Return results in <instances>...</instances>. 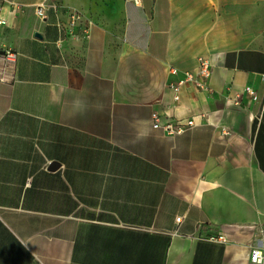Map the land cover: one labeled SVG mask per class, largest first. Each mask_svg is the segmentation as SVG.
Masks as SVG:
<instances>
[{
  "label": "crops",
  "instance_id": "obj_1",
  "mask_svg": "<svg viewBox=\"0 0 264 264\" xmlns=\"http://www.w3.org/2000/svg\"><path fill=\"white\" fill-rule=\"evenodd\" d=\"M6 1L0 264H264V0Z\"/></svg>",
  "mask_w": 264,
  "mask_h": 264
},
{
  "label": "built area",
  "instance_id": "obj_2",
  "mask_svg": "<svg viewBox=\"0 0 264 264\" xmlns=\"http://www.w3.org/2000/svg\"><path fill=\"white\" fill-rule=\"evenodd\" d=\"M8 4L11 6L16 12H21L22 6L19 4L13 3V2H7L6 0H0V27L6 26L7 21L2 17L3 10L5 5ZM47 10L48 6L46 4H40L35 7V15L38 18L40 22H45L47 20ZM69 21L65 28V31L70 36H75V32L77 28L83 29V33L85 34L86 38L89 37L90 27L92 24L90 22H84V16L77 11H70L68 12ZM18 60V54L12 50V49H2L0 51V64L2 65L0 70V80L2 82H6L8 80V75L4 73V70L7 68H13ZM199 62V68L196 72H186L184 74V77L179 80L176 84H171L170 88L174 93V104H178L180 100V91L184 86L190 85L196 88L197 90L204 92V93H210L211 90L209 88V80L211 78L212 74V68L211 64L208 59L204 57H200L198 59ZM176 74V71L174 72ZM262 80L264 82V76L262 77ZM243 95L248 97L252 102L256 103L259 101L258 94L255 89L252 87H246L243 91ZM242 98V95L237 96L235 100V106L240 105V100ZM264 113V107L262 108V112L260 113L259 118L262 117ZM154 119V128L160 129L162 128L164 133L168 137H175L178 135L183 134L188 129L194 128L196 126L194 121H189L186 126H174V125H167L165 127H161L160 125V118L158 115H153ZM181 219H178L177 221L180 222ZM213 242H226L224 237L220 238H212ZM251 263L252 264H263L262 262V252L259 250H253L251 255Z\"/></svg>",
  "mask_w": 264,
  "mask_h": 264
},
{
  "label": "rangeland",
  "instance_id": "obj_3",
  "mask_svg": "<svg viewBox=\"0 0 264 264\" xmlns=\"http://www.w3.org/2000/svg\"><path fill=\"white\" fill-rule=\"evenodd\" d=\"M261 45H263V46H264V38L262 39Z\"/></svg>",
  "mask_w": 264,
  "mask_h": 264
},
{
  "label": "water",
  "instance_id": "obj_4",
  "mask_svg": "<svg viewBox=\"0 0 264 264\" xmlns=\"http://www.w3.org/2000/svg\"><path fill=\"white\" fill-rule=\"evenodd\" d=\"M36 37L41 38V36L39 34H36Z\"/></svg>",
  "mask_w": 264,
  "mask_h": 264
}]
</instances>
